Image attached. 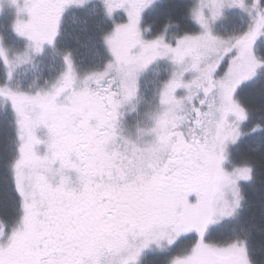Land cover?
<instances>
[{
  "label": "snow or ice",
  "instance_id": "1",
  "mask_svg": "<svg viewBox=\"0 0 264 264\" xmlns=\"http://www.w3.org/2000/svg\"><path fill=\"white\" fill-rule=\"evenodd\" d=\"M6 8L0 264H264V0ZM85 12L88 67L65 28Z\"/></svg>",
  "mask_w": 264,
  "mask_h": 264
},
{
  "label": "trees",
  "instance_id": "2",
  "mask_svg": "<svg viewBox=\"0 0 264 264\" xmlns=\"http://www.w3.org/2000/svg\"><path fill=\"white\" fill-rule=\"evenodd\" d=\"M100 22V17L98 14L91 13H76L73 15L72 13L68 14V17L65 21L66 35L69 41L73 44V46L79 49L78 58L82 61L83 67H88L94 62L95 56V47L88 43L86 36L87 33L85 29L91 28ZM162 22V20H161ZM227 22H225L226 24ZM224 24V25H225ZM228 26V23H227ZM77 38H79L80 43H77ZM38 61H40L39 66L36 70L28 69L26 75L22 72V78L25 83L31 81L34 77L41 75L43 72L45 75L47 74V65L51 60V57L46 55L44 57H38ZM5 119V117H0V120ZM5 133L10 137L11 135V126L4 128L0 126V139H3ZM241 150H243V145L240 146ZM7 154V153H5ZM258 199V197H257ZM0 214H3V217L6 221H11L14 213L12 212V202L9 200L7 204L3 207H0ZM238 221H225V226L223 229L227 230L232 227L238 226ZM215 235V233H213ZM152 259L150 258L147 263L150 264Z\"/></svg>",
  "mask_w": 264,
  "mask_h": 264
},
{
  "label": "rangeland",
  "instance_id": "3",
  "mask_svg": "<svg viewBox=\"0 0 264 264\" xmlns=\"http://www.w3.org/2000/svg\"><path fill=\"white\" fill-rule=\"evenodd\" d=\"M11 16H12L11 11L6 8L5 12L2 15H0V28H3L8 24L9 20L11 19ZM222 23L225 24V22H222ZM227 23L225 24V26H227ZM224 226H225V221L223 222L221 227L224 228ZM165 255L166 254L148 252L145 254V260L142 261V264L143 262L147 263L150 258L152 259V261L153 260H163Z\"/></svg>",
  "mask_w": 264,
  "mask_h": 264
}]
</instances>
